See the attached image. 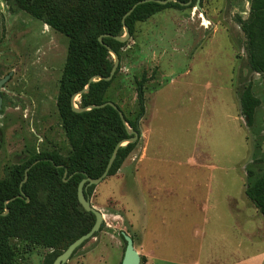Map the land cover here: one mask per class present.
Here are the masks:
<instances>
[{"label":"rangeland","instance_id":"374dc122","mask_svg":"<svg viewBox=\"0 0 264 264\" xmlns=\"http://www.w3.org/2000/svg\"><path fill=\"white\" fill-rule=\"evenodd\" d=\"M249 1L199 0V7H167L134 22L103 97L133 119L134 80L142 72L152 74L143 84L139 136L117 171L94 185L89 197L103 214L102 229L63 264H119L123 242L115 246L114 238L120 230L132 237L144 257L141 264L154 251L174 256L181 251L183 257L194 251L175 248L180 244L149 249L154 237L188 247L201 241L205 257L215 226L216 235L234 245L243 242L241 252L249 251L248 243L252 252L264 249V219L243 194L246 169L264 168L261 76L247 64L235 21L246 18ZM66 45L64 35L22 11L9 12L0 0V77L10 73L0 89V179L6 166L37 152H69L55 107ZM247 84L259 100L250 127L238 101ZM134 165L143 173L131 180ZM129 193L135 201L127 199ZM199 227L203 239L188 233ZM8 242L14 251L10 264H43L50 251L39 245L26 249L18 238Z\"/></svg>","mask_w":264,"mask_h":264},{"label":"trees","instance_id":"16d2710c","mask_svg":"<svg viewBox=\"0 0 264 264\" xmlns=\"http://www.w3.org/2000/svg\"><path fill=\"white\" fill-rule=\"evenodd\" d=\"M138 1L3 0L9 12L22 11L67 39L55 107L69 152L62 156L53 151H41L22 163L4 168L0 179V264H10L14 257L9 238L23 240L26 249L31 245L49 248L50 251L43 256V264H51L68 243L92 225L94 215L78 203L76 186L85 176L98 177L115 144L132 137L117 109L108 104L99 106L107 101L103 96L110 80L104 77L108 76L112 66L108 48L117 54L124 44L114 39L122 34L123 26L130 35L135 21L144 20L166 7L183 8L182 3L187 0L164 4L146 0L137 3L125 15ZM194 1H190V6ZM235 21L243 34L247 64L251 71L260 74L264 93V0H250L246 18L235 16ZM90 77L94 80L88 82ZM150 79L152 74L145 76L142 72L140 78L134 80L137 100L134 118L122 113L126 125L136 132L137 120L144 112L143 84ZM85 86L87 90L79 92ZM74 94L78 98L75 102L77 108L92 107L74 111L71 107ZM238 101L245 125L252 126L259 100L252 93L250 84L240 90ZM136 141L118 146L106 176L117 171ZM93 188L92 184L85 187L83 193L87 199ZM243 194L264 219V168L250 166L246 169ZM102 227L103 221L93 236ZM143 261L144 257L140 256L139 264Z\"/></svg>","mask_w":264,"mask_h":264},{"label":"crops","instance_id":"0c3cea01","mask_svg":"<svg viewBox=\"0 0 264 264\" xmlns=\"http://www.w3.org/2000/svg\"><path fill=\"white\" fill-rule=\"evenodd\" d=\"M167 8V7H166ZM165 8V9H166ZM164 9V8H163ZM161 9V10H163ZM160 11V10H159ZM140 167L138 166H133L132 173L129 174L131 176V180L139 179L140 178ZM120 171L124 170L122 167H120ZM129 167H127V170ZM137 169V171L135 170ZM139 169V172H138ZM126 170V168H125ZM120 172H118V176L120 178ZM143 173V172H142ZM144 178V177H142ZM246 198V197H245ZM128 200H134L135 201V193H129V196L127 198ZM247 199V198H246ZM248 200V199H247ZM246 200V201H247ZM249 201V200H248ZM250 202V201H249ZM252 203L250 202V205ZM112 215L115 213H111ZM216 227V226H215ZM212 227L211 231H209L210 235L207 237L209 239V242L206 243L208 244L206 252H205V257L204 253L202 252V248L206 247L203 243H200L199 241L197 244H192L193 246H185V243L183 242H172L170 238L164 237L163 241H158L157 237H154L148 244L149 249H155L157 248H163L165 250H169L168 248H174L176 245L180 244L179 246L175 247L178 248L179 250H194L192 253H190V257H183V253L179 251V255H168V254H163V255H158L155 254L154 252H150L149 255L146 257V264H264V249L261 248V250H256V251H250L251 249V244L248 243L247 246L250 248L249 251H239L241 249V245H243V242L236 243L235 245L230 242L229 240L227 241L225 238V235H222V233H218L217 235L215 234L214 228ZM188 233L194 234L197 238H204L205 232L203 227L193 228V230H190ZM115 239V246L116 244L119 245L121 243L120 238H114ZM162 243V244H161ZM177 243V244H174ZM133 247L135 249V243L132 240ZM161 244V245H160ZM173 244V245H171ZM246 246V248H248ZM245 248V250H246Z\"/></svg>","mask_w":264,"mask_h":264},{"label":"water","instance_id":"95a60500","mask_svg":"<svg viewBox=\"0 0 264 264\" xmlns=\"http://www.w3.org/2000/svg\"><path fill=\"white\" fill-rule=\"evenodd\" d=\"M146 0H140L136 3H134L129 10L125 13V15L131 11V9L140 2H143ZM161 4L166 3L167 1H176V0H155ZM191 0H187L186 2L182 3L184 6L189 5ZM198 1L199 0H195L194 4L195 6L199 7L198 5ZM123 32H124V36L121 37L120 36H114V39L116 40H120L122 41L123 39L127 38L129 36V33L127 31V28L125 26H123ZM98 40H100V36L97 37ZM108 52L109 54H111L113 56V61H112V66L111 69L109 71V74L107 77H104L105 80H110L112 78V75L114 73L115 67L118 63V56L115 52H113L111 49L108 48ZM10 73L5 74L4 76L0 77V89L3 85V83L7 80V78L9 77ZM101 78V77H98ZM94 80V77H90L88 79V82ZM87 90V86H85L82 90H80L79 92H85ZM79 92L77 94H79ZM74 94L71 97V107L74 111H81L84 109H88L91 108L92 105H89L87 107H82V108H77L76 106H74V102H73V98L77 95ZM1 104H2V96L0 93V109H1ZM108 104L110 106H112L114 109H117L118 115L120 117V120L124 123L128 133L132 134V137L124 139L120 142H118L117 144H115V146L112 149L111 155L109 157V159L107 160V163L103 169V171L101 172V174L96 177V178H89L87 176L83 177L77 184L76 186V198L78 203L80 204V206L85 210V211H90L93 213L94 215V221L92 223V225L90 226V228L83 234L79 235L78 237H76L75 239H73L70 243L67 244V246L59 253L55 256V258L53 259L51 264H63L72 254V252L78 248L83 242H85L86 240H88L89 238H91L94 234V232H96L99 228L100 223L103 221V214L96 209L95 207H93L90 204L89 199H87L83 193L84 189L86 186L92 184V185H96L98 184L107 174V170L110 166V163L114 157L115 151L118 148V146L124 145L126 142H132L135 141L138 136H139V132H136L132 129H130L123 118L122 112L117 108V106L112 103L111 101H104L103 103H101L99 106ZM25 179V173H24V177L23 180ZM119 235L121 236L123 242H124V247L122 250V254H121V258H120V262L119 264H139L140 262V256L138 254V252L134 249L133 244H132V238L129 234H127L126 232L120 230L119 231Z\"/></svg>","mask_w":264,"mask_h":264},{"label":"flooded vegetation","instance_id":"af4514ba","mask_svg":"<svg viewBox=\"0 0 264 264\" xmlns=\"http://www.w3.org/2000/svg\"><path fill=\"white\" fill-rule=\"evenodd\" d=\"M40 22V21H39ZM43 24V23H42ZM0 93H1V96H2V92H1V90H0ZM2 106H3V96H2V104H1V108H2Z\"/></svg>","mask_w":264,"mask_h":264}]
</instances>
